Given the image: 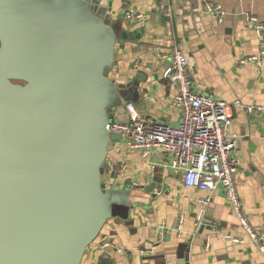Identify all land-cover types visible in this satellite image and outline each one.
<instances>
[{"label": "water", "instance_id": "obj_1", "mask_svg": "<svg viewBox=\"0 0 264 264\" xmlns=\"http://www.w3.org/2000/svg\"><path fill=\"white\" fill-rule=\"evenodd\" d=\"M106 1L0 0V264H81L134 190H160L103 178L120 140L107 124L138 84L110 76L135 36Z\"/></svg>", "mask_w": 264, "mask_h": 264}, {"label": "crops", "instance_id": "obj_2", "mask_svg": "<svg viewBox=\"0 0 264 264\" xmlns=\"http://www.w3.org/2000/svg\"><path fill=\"white\" fill-rule=\"evenodd\" d=\"M107 1V14L115 20L123 14V30L135 36L117 43L110 76L115 83L137 80L130 102L145 117L172 126L180 121V109L172 103L175 88L165 76L171 60L157 57L173 47L187 58L193 91L264 108V69L243 61L261 48L245 17L252 14L264 22V0H170V18L153 0ZM207 1L221 6L220 20L205 11ZM129 6L142 17H127ZM229 113L228 133L237 137L235 154L241 162L237 191L264 246V110L248 113L244 107H232ZM125 119V112L114 110V121ZM107 169L106 183L137 188L157 179L160 190H134L128 198L134 205L126 217L106 221L81 264H96L102 255L113 264H264V251L249 237L221 190L184 187L162 149L145 158L120 138L107 154ZM112 175L117 176L114 182ZM207 197L208 202H200ZM160 224L165 225L163 237ZM105 242L109 246L102 248Z\"/></svg>", "mask_w": 264, "mask_h": 264}, {"label": "built area", "instance_id": "obj_3", "mask_svg": "<svg viewBox=\"0 0 264 264\" xmlns=\"http://www.w3.org/2000/svg\"><path fill=\"white\" fill-rule=\"evenodd\" d=\"M153 1L162 4V13L166 17H171L170 0ZM204 8L207 13L221 19L223 11L219 4L207 1ZM125 15L129 18L142 17V13L131 6ZM245 18L249 27L261 39L262 45L257 55L243 61H252L258 65L259 70L264 69V22L252 14H247ZM157 57L171 60L165 76L175 88L172 103L180 109L179 123L172 126L149 119L134 103L128 101L123 104L126 119L109 121L107 130L118 133L127 147L139 150L145 158L152 151L162 149L163 154L169 159L170 167L180 174L184 187L209 192L220 189L249 237L258 243L261 251H264V246L258 242L256 231L247 220L237 191L235 176L241 162L235 154L237 137L228 133L231 122L229 110L232 107H244L248 113H253L255 109L262 111L264 108L243 105L239 100L230 104L212 94L193 91L187 58L178 47L159 52ZM208 200L207 197L200 199V202L206 203ZM159 227L163 237L165 225L160 224ZM181 228L182 217L177 227L178 233L181 232ZM108 246L107 242L102 244V248Z\"/></svg>", "mask_w": 264, "mask_h": 264}, {"label": "rangeland", "instance_id": "obj_4", "mask_svg": "<svg viewBox=\"0 0 264 264\" xmlns=\"http://www.w3.org/2000/svg\"><path fill=\"white\" fill-rule=\"evenodd\" d=\"M105 173V169H104V172H103V174ZM104 176V175H103ZM104 178V177H103Z\"/></svg>", "mask_w": 264, "mask_h": 264}]
</instances>
